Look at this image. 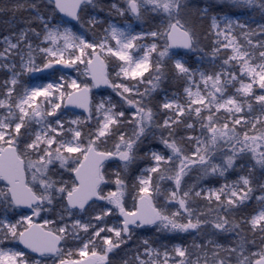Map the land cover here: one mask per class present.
Instances as JSON below:
<instances>
[{
	"label": "snow or ice",
	"instance_id": "obj_1",
	"mask_svg": "<svg viewBox=\"0 0 264 264\" xmlns=\"http://www.w3.org/2000/svg\"><path fill=\"white\" fill-rule=\"evenodd\" d=\"M0 264H264V0H0Z\"/></svg>",
	"mask_w": 264,
	"mask_h": 264
}]
</instances>
